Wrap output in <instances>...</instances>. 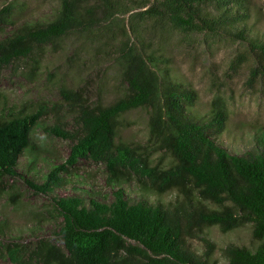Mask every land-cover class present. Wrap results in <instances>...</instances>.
Segmentation results:
<instances>
[{
	"label": "trees",
	"instance_id": "obj_1",
	"mask_svg": "<svg viewBox=\"0 0 264 264\" xmlns=\"http://www.w3.org/2000/svg\"><path fill=\"white\" fill-rule=\"evenodd\" d=\"M248 2L156 0L131 19H163L185 35L219 34L240 21ZM12 12L11 6L1 9L0 33L3 26L12 24ZM117 14L126 15L128 10L113 0H61L52 21L25 24L0 39V68L29 59L42 47H54L70 34L90 33L100 21L114 24ZM250 44L254 82L264 79V43ZM163 61L145 55L125 37L115 58L126 85L122 98L107 107L92 106L78 92L61 89L76 114L78 128L76 132L56 128L59 138L73 144L67 160L53 166L41 185L16 169L20 157L35 150L33 132L42 113L0 119V187L6 178H21L38 193L51 194L65 187L68 176H77L75 169L87 160L105 165L106 185L114 189L110 203L95 199L101 196L98 192H89L88 202L78 196L53 197L50 207L59 229L52 236L61 244L48 239L33 246L0 243L1 259L13 264H217L211 259L215 245L202 238L204 230L217 227L227 234L250 226L257 247L228 245L223 255L228 264H264V137L260 150L247 156L220 147L214 136L220 134L225 121L222 100L213 102L210 122L190 121L186 108L193 105L195 94L174 83L167 68L160 74L158 66ZM137 109L150 111V141L172 157L170 167L152 165L150 157L136 147L116 143L120 117ZM129 181L158 195L176 192L177 200L167 207L145 200L130 204L120 188ZM5 235L6 227L0 223V237ZM193 239L202 241L206 252L193 251L188 245Z\"/></svg>",
	"mask_w": 264,
	"mask_h": 264
},
{
	"label": "rangeland",
	"instance_id": "obj_2",
	"mask_svg": "<svg viewBox=\"0 0 264 264\" xmlns=\"http://www.w3.org/2000/svg\"><path fill=\"white\" fill-rule=\"evenodd\" d=\"M113 1L119 8L128 10L126 15L117 14L114 24L100 21L90 33L70 34L54 47H42L33 57L0 68V119L42 113L33 132L35 150L21 156L17 173L41 185L53 166L67 160L73 142L59 138L55 131L58 127L76 132L78 126L76 114L63 98L61 89L78 92L92 106L107 107L125 95L126 85L115 62L125 37L145 55L163 58L158 66L161 75L167 68L174 83L194 92V103L186 108L190 121L201 125L210 122L213 102L221 99L225 121L220 134L214 136L216 143L237 156L257 153L264 137V79L251 82L255 61L250 43H264V0H249L247 10L241 12L240 21L233 27L219 34L200 35L182 34L163 19L136 18L132 22L133 14L147 10L156 0ZM60 4L61 0H0V11L7 6L13 9L12 24L2 27L0 39L25 24L52 21ZM98 14L104 15L100 10ZM149 118L148 109L122 115L116 143L136 147L150 157L152 165L168 168L173 159L158 151L156 143L150 141ZM215 130L212 128L211 133ZM75 170L77 176H68L65 187L51 194L38 193L25 179L6 178L0 187V223L6 227V235L0 237V243L16 241L33 246L41 239H48L61 244L52 236L59 229L50 207L53 197L78 196L88 202V193L98 192L101 196L95 199L112 202L114 189L106 185L105 165L81 160ZM120 188L130 204L145 200L167 207L177 200L176 192L164 195L146 192L136 181L123 183ZM202 238L215 245L211 259L217 264H228L223 255L228 245L251 250L258 245L250 226L227 234L217 227L208 228ZM188 245L199 254L207 250L199 239L189 240ZM0 264L13 263L0 258Z\"/></svg>",
	"mask_w": 264,
	"mask_h": 264
},
{
	"label": "clouds",
	"instance_id": "obj_3",
	"mask_svg": "<svg viewBox=\"0 0 264 264\" xmlns=\"http://www.w3.org/2000/svg\"><path fill=\"white\" fill-rule=\"evenodd\" d=\"M21 158V157H20ZM20 160V159H19Z\"/></svg>",
	"mask_w": 264,
	"mask_h": 264
}]
</instances>
